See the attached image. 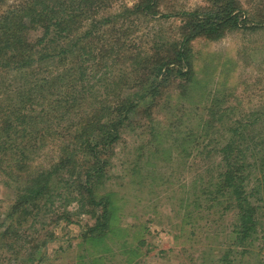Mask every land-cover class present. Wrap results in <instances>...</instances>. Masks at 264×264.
I'll return each mask as SVG.
<instances>
[{
    "label": "trees",
    "instance_id": "1",
    "mask_svg": "<svg viewBox=\"0 0 264 264\" xmlns=\"http://www.w3.org/2000/svg\"><path fill=\"white\" fill-rule=\"evenodd\" d=\"M87 1L23 0L0 10V184L12 194L0 206V247L10 248L21 239L16 254L29 245L33 251L43 246L53 232L40 236L36 246L25 234L37 215L44 212L71 223L69 215L56 214V203L65 205V211L75 203L70 214L94 219L80 236L83 253L77 258L82 264H87L84 252L102 245L113 229L116 208L103 190L108 157L122 129L143 127L147 120L156 131L153 114L165 92L175 84L185 91L194 80L191 41L218 39L231 29L264 27L263 5L249 10L240 0H205L202 6L173 13L160 11L162 0H135L131 7L112 5L99 17L85 14L82 5ZM100 3L103 0H95L94 7L100 9ZM157 14L179 17L174 35L137 36L124 29V23L138 15ZM32 24L42 28L33 41L27 34ZM218 103L208 107L203 147L207 158L217 157L216 193L223 197V210L234 215L231 245L220 261L238 264L249 257L258 230L264 106L251 110L248 118L233 119V108ZM47 147H57V152L44 166L41 156ZM128 249L136 251L124 240V253Z\"/></svg>",
    "mask_w": 264,
    "mask_h": 264
},
{
    "label": "rangeland",
    "instance_id": "2",
    "mask_svg": "<svg viewBox=\"0 0 264 264\" xmlns=\"http://www.w3.org/2000/svg\"><path fill=\"white\" fill-rule=\"evenodd\" d=\"M22 1L4 0L0 10L12 9ZM134 2L103 0L101 10L94 7L95 0L82 6L88 16L99 17L112 5L118 9L120 4L131 7ZM204 3L205 0H162L159 6L161 12L173 13ZM240 3L249 10L260 3L264 12V0ZM251 14L260 21L256 11ZM136 17L125 22L124 29L129 27V32L137 36L174 35L180 20L160 18L159 14ZM134 26L139 31L132 29ZM27 34L33 41L41 36L42 28L32 24ZM189 46L194 80L185 91L180 92L175 84L165 92L153 114L156 133L147 120H143V127L122 129L108 157L103 192L110 193L116 208L113 229L102 245L84 252L87 264H221L220 258L231 245L234 215L223 210V197L216 193L217 157L205 156L203 146L208 138L203 134L204 121L208 120V107L216 100L220 107L233 108L229 115L233 119L248 118L251 110L264 106V27L227 30L218 39L198 37ZM55 150L57 147H47L42 153L44 166L52 161ZM253 183L252 179L249 186ZM256 196L260 198L257 236L249 248V257L238 264H264V188ZM11 197L0 184L1 208ZM56 204V214L65 213L72 222L39 213L34 227L25 233L33 239L30 244L40 243L45 232H53V239L43 246L39 244L34 251L29 245L19 254L16 252L23 239L14 241L10 248L0 247V264H23L25 260V264H37V260L38 264H82L77 258L83 253L80 236L94 219L87 214H70L75 211V203L66 207L68 212L63 209L65 205ZM124 240L136 250L134 253L129 249L124 253ZM42 256L45 259L41 263ZM28 257L32 261H27Z\"/></svg>",
    "mask_w": 264,
    "mask_h": 264
}]
</instances>
